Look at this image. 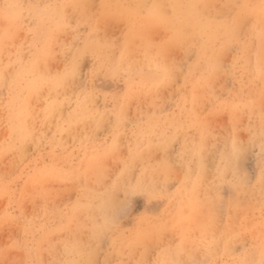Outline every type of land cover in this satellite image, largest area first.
<instances>
[{
	"label": "clouds",
	"instance_id": "9594fccd",
	"mask_svg": "<svg viewBox=\"0 0 264 264\" xmlns=\"http://www.w3.org/2000/svg\"><path fill=\"white\" fill-rule=\"evenodd\" d=\"M0 264H264V0H0Z\"/></svg>",
	"mask_w": 264,
	"mask_h": 264
}]
</instances>
